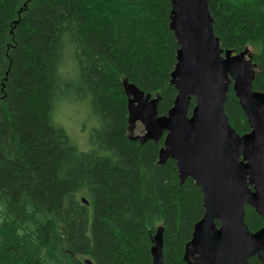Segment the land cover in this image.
Segmentation results:
<instances>
[{"label": "trees", "instance_id": "1", "mask_svg": "<svg viewBox=\"0 0 264 264\" xmlns=\"http://www.w3.org/2000/svg\"><path fill=\"white\" fill-rule=\"evenodd\" d=\"M209 9L224 50L253 48L264 93V0ZM171 11V0H0V264H153L159 228L165 264H186L204 196L160 159L166 133L133 139L124 87L159 98L161 116L173 107ZM72 94L96 122L84 145L59 122ZM225 112L250 132L232 86ZM245 222L263 227L249 206Z\"/></svg>", "mask_w": 264, "mask_h": 264}, {"label": "water", "instance_id": "2", "mask_svg": "<svg viewBox=\"0 0 264 264\" xmlns=\"http://www.w3.org/2000/svg\"><path fill=\"white\" fill-rule=\"evenodd\" d=\"M209 3L171 0L170 29L179 46L171 85L177 97L161 116L159 98L125 82L130 131L140 123L144 136L133 139L141 141L166 133L160 159H173L181 184L192 179L204 196L205 213L186 246V264H250L255 257L264 264V93L254 89L257 66L250 49L235 54L222 48ZM231 86L249 122L244 135L225 112ZM246 206L263 219L257 232L245 222ZM152 243V263L165 264L163 228Z\"/></svg>", "mask_w": 264, "mask_h": 264}, {"label": "rangeland", "instance_id": "3", "mask_svg": "<svg viewBox=\"0 0 264 264\" xmlns=\"http://www.w3.org/2000/svg\"><path fill=\"white\" fill-rule=\"evenodd\" d=\"M251 53L254 52L253 48H249ZM66 76L69 79H74L75 65L71 64L70 69L67 71ZM70 98H67L60 106L59 122L63 125L73 140H79L82 145L87 141L90 131L95 127L96 122L91 117L89 107L86 103L75 100V96L72 94ZM144 127L140 123H136L133 130L134 136L144 135Z\"/></svg>", "mask_w": 264, "mask_h": 264}]
</instances>
